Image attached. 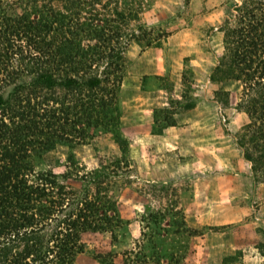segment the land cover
Instances as JSON below:
<instances>
[{
  "label": "trees",
  "instance_id": "obj_1",
  "mask_svg": "<svg viewBox=\"0 0 264 264\" xmlns=\"http://www.w3.org/2000/svg\"><path fill=\"white\" fill-rule=\"evenodd\" d=\"M136 2L0 0V264H77L86 235L116 238L122 228L107 185L130 169L121 130L125 54L132 43L144 50L154 43ZM235 11L221 27L225 53L211 81L242 84L236 106L249 123L237 146L258 185L264 183V0H242ZM165 89L171 96L173 88ZM217 95L229 104V92ZM198 103L192 92L171 96L168 108L154 110L151 134L177 127L176 116ZM101 133L111 135L120 155L112 167L101 163L82 173L75 150ZM59 147L68 150L64 172L38 170ZM146 212L160 231L164 217ZM148 247L156 259L166 257L160 237Z\"/></svg>",
  "mask_w": 264,
  "mask_h": 264
},
{
  "label": "rangeland",
  "instance_id": "obj_2",
  "mask_svg": "<svg viewBox=\"0 0 264 264\" xmlns=\"http://www.w3.org/2000/svg\"><path fill=\"white\" fill-rule=\"evenodd\" d=\"M241 3H135L141 7L135 8L139 23L150 28L154 43L145 50L132 43L125 54L121 130L130 143V169L123 176L120 172L113 176L107 185L123 225L116 238L109 233L86 235V252L79 255L77 264L104 260L113 264H264V183L255 185L251 165L237 146L241 129L249 123L236 106L242 84L211 81L218 58L225 53L221 27L236 15L235 5ZM165 87L173 88L174 99L192 92L199 103L194 110L177 115L179 125L169 128L167 135L156 136L151 134L153 112L168 108L171 98ZM221 91L229 92L228 105L225 96L217 95ZM67 152L65 147L57 148L37 169L64 172ZM75 153L84 166L82 173L101 163L110 166L120 155L111 135L105 133ZM147 208L158 219L164 217L160 231L153 220H147L149 215L144 218ZM237 236L240 245L247 239L248 258L232 249ZM158 237L166 254L161 259L152 256L148 247Z\"/></svg>",
  "mask_w": 264,
  "mask_h": 264
},
{
  "label": "crops",
  "instance_id": "obj_3",
  "mask_svg": "<svg viewBox=\"0 0 264 264\" xmlns=\"http://www.w3.org/2000/svg\"><path fill=\"white\" fill-rule=\"evenodd\" d=\"M175 128V127H174ZM169 129H167L166 131H165V134L164 135H167L169 132ZM163 135V136H164ZM239 236H237V238H234V241H235V244H236V247H235V245H232V249L233 250H240V251H242V253L244 254L243 256H244V258H248L247 257V254H246V252H247V248H246V246H250V245H246V238L245 239H243V240H241V244L242 245H240L239 243H240V239L238 238ZM244 237H246L245 235H244ZM239 239V240H238ZM225 244V241H221V244ZM219 246H221V245H219ZM239 247V248H238ZM248 251H250V250H248Z\"/></svg>",
  "mask_w": 264,
  "mask_h": 264
}]
</instances>
